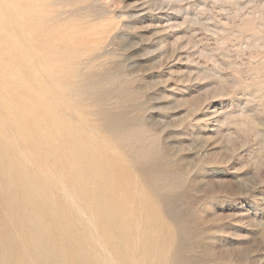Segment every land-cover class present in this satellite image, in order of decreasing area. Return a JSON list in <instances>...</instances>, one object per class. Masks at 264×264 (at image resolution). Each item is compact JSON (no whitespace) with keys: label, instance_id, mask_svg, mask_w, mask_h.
<instances>
[{"label":"rangeland","instance_id":"1","mask_svg":"<svg viewBox=\"0 0 264 264\" xmlns=\"http://www.w3.org/2000/svg\"><path fill=\"white\" fill-rule=\"evenodd\" d=\"M38 1L30 16L38 14L40 34L0 29V144L8 139L9 152L20 153L14 171H26L16 178L48 187L26 193L57 208L65 226L54 234L71 241L53 254L45 242L37 256L54 264H264V0ZM28 91L55 119H38ZM33 120L40 132L22 139ZM60 121L99 157L109 187L102 204L119 212L108 221L120 234L116 249L81 200L85 191L54 163L60 149L28 142L57 141L63 135L48 126Z\"/></svg>","mask_w":264,"mask_h":264},{"label":"bare ground","instance_id":"2","mask_svg":"<svg viewBox=\"0 0 264 264\" xmlns=\"http://www.w3.org/2000/svg\"><path fill=\"white\" fill-rule=\"evenodd\" d=\"M34 1L35 0H0V29L3 28L4 30L9 31L10 33H15L16 35L17 34H19L21 36L23 35L25 39L28 38L29 34H35L38 32L40 34L42 28L38 22L39 21L38 14H37V16L36 15H34L32 17L30 16V9L33 7L31 5L34 3ZM38 2L40 3V0ZM20 4H25V7H27V10L24 11L23 13L11 12V7L13 5H20ZM17 10L18 9L16 8V11ZM30 21H36L35 25L31 26L29 24ZM19 22H21L23 24V30H19V32H18L16 30V28H14V26H15V24H18ZM16 27H18V26H16ZM48 33L50 34V32H48ZM36 35H38V34H36ZM42 35H44V34H42ZM46 37L48 38V36H46ZM34 38H35V36H34ZM49 38H51V37H49ZM13 40H15V39H13ZM6 41L9 43V45L14 47V44H13L14 41H12V40H10V41L6 40ZM23 45H24V43H23ZM19 47H17V48H19ZM33 50H35V52H37L39 50V47L36 46V49L33 48ZM26 52H28V51H26ZM26 54H28V53H26ZM6 56L7 55H5V57ZM2 62H3V60H2ZM1 65H2V63H1ZM39 66H40V64H39ZM15 69H18V68L15 67ZM33 69H34V67L32 68V70ZM11 70L14 71V67ZM15 72L7 71L4 75H7L10 79L14 80L13 76L15 75ZM51 73H53V72H51ZM28 75H30V74H28ZM49 75H50V72H49ZM25 79H28V78H25ZM52 79H54V78H52ZM22 80H24V79H22ZM68 80H69V78H68ZM29 81H30V79H29ZM51 81L53 82V80H51ZM3 82L5 83V81H3ZM5 84H7L6 85L7 87H13V85L10 83L9 84L5 83ZM58 84H60V82L57 83V85ZM54 85H55V83H54ZM58 86H60V85H58ZM66 88H69V87H67V84H66ZM49 89H52V88H49ZM28 92H30L31 96L35 97V99H36V97H37L36 93H34L32 91H28ZM51 93H54V92L51 91ZM70 94H71V92H70ZM3 98H4V95H3ZM41 99H43V98L39 94L37 97V100L35 102L33 101L31 104H28L31 106L30 110H34L38 119H40V118H43L46 120L55 119L54 114L52 113L51 106L47 107L44 103L39 102V100H41ZM9 104L11 106L24 107V106H26L27 103L25 105H23L22 102L18 101V99L11 98V99H9ZM10 105H9V107H11ZM27 107L28 106H26V111H27ZM23 110L18 116H16L18 119L21 118V115L24 114ZM6 112H7L6 114L11 113V111L8 113V108H7ZM34 118H36V117H34ZM73 119H75V118L73 117ZM108 119H107V123L109 125V122L112 119H109V121H108ZM114 121H116V119H114ZM111 122H113V121H111ZM112 124L110 123L111 126H112ZM73 125H75V124H73ZM102 125H104V124H102ZM24 126H25V128H23V130L25 132H23V134H21L20 137L22 139L25 137V140H27L26 135H27L28 131H31L32 129H34V130L40 132V130H41L39 124L38 123L35 124V120L28 122L27 124H24ZM46 128H47V126H46ZM48 128L51 130H56V131L59 130L63 136H61L55 142H52V141L48 142V140L46 138H43V140L40 142H34V141L28 140L29 144H31V147L33 150H35V148L38 149L39 146H43V145L48 146L50 148H52V146L55 145L56 149H60L56 155H54V151H52V154L54 156V163H58V164L60 163V165H63L68 170L67 173L70 176V178L74 180L75 187L85 191V194H83L81 196V200L84 203L86 202L90 206V209L93 211V214L96 216V218L101 223L102 222L105 223V225L103 224V227L101 228L102 232H104L107 235L106 239H107L109 245L112 248L116 249L117 240L120 239V234L118 231L114 230L112 227H110L108 225V221L110 224L112 221H116L115 216L117 215V213L119 215V212L116 211L115 207L102 204L104 197H106V194L109 193L108 192L109 187L105 183L106 180H105L104 174H102V172L100 171L101 166H99V163H100V161L98 159L99 157L97 158V157H94L93 155L89 154V150H87V148L89 149L91 146L86 144L84 141L80 140L75 135L74 131H72V129H70L63 121L54 122L53 125L52 124L49 125ZM89 132L92 133L91 131H89ZM9 143L10 142L7 139V140H5L4 144H2V143L0 144V215L3 216V217H0V224H2V227L0 228V264H54L52 262L51 258H49V259L40 258L37 256L36 252L38 249H42L45 247L44 246L45 242L49 243L51 245V247L49 245V247L47 249L50 250L49 252L50 253L52 252V254H53L55 247H57L59 245L64 246V244L70 243L71 241L66 242L63 239H59L54 234V230L58 229L59 227L65 226V224L61 223L59 219H55L56 216L54 217L53 213H54V211L57 210V208H54V209L52 208L53 210H47L46 209V203H45V199H44L43 195H41V194H37L34 196H28L27 195V193H26L27 188L28 189L34 188L37 190L39 189L40 191H42L43 189L46 190V188L48 190V187H46L45 185H44L45 187H43V186H41V184H35V183L34 184H31V183L27 184V183L23 182L22 180H20V178H16V176H18L19 174L25 173L26 169L22 166V167L18 168L16 172L14 171V165H13L11 157H13V155H17V154L20 155V153L18 152V150L16 151L15 154H13V151L9 152V150H8V148H9L8 144ZM111 153H113V152H111ZM46 174H48V172L45 173V175ZM141 174H142V172H141ZM16 188H19L20 191L18 192L16 190ZM71 201H73V200H71ZM111 205H113V204H111ZM146 206H148V205L146 204ZM77 212H79V211H77ZM27 216L36 217V218H38V220L33 225H27L23 222L24 219L27 218ZM106 221H107V224H106ZM30 222H32V221H30ZM11 228H15V230H11ZM127 237H129V236H127ZM138 238H136V239H138ZM146 240H144V241H146ZM149 242H150V240H149ZM152 245L154 246L155 244H152ZM33 246L35 247V250L32 249ZM125 248H126V245H125ZM70 249H75V247H70ZM73 253H75V252H73ZM27 255L32 257L31 261H28L26 259ZM76 263L78 264V261H76ZM56 264H59V263L56 262ZM60 264H63V263H60Z\"/></svg>","mask_w":264,"mask_h":264}]
</instances>
